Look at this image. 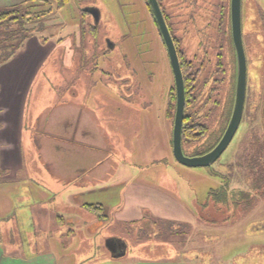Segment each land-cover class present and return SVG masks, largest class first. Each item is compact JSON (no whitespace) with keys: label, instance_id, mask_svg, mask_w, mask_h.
<instances>
[{"label":"rangeland","instance_id":"obj_1","mask_svg":"<svg viewBox=\"0 0 264 264\" xmlns=\"http://www.w3.org/2000/svg\"><path fill=\"white\" fill-rule=\"evenodd\" d=\"M31 2L0 0V12L17 7L22 14L38 5ZM159 2L198 73L183 126H205L207 133L182 150L202 156L227 124L234 99L229 0ZM49 6L39 4L50 14L25 26L22 47L38 42L42 54L20 98V135L0 150L2 162L13 165L0 171V264H264V190L253 189L259 174L250 167L254 137L264 141V0H242L248 73L241 125L217 162L196 169L172 154L174 115L168 119L166 111L174 78L146 0ZM87 8L98 12V22L81 13ZM75 109L82 130L101 141L99 150L86 151L93 170L85 197L72 202L63 191L62 144L54 150L44 133L62 130ZM50 156L59 163L50 166ZM222 176L229 178L225 192ZM218 190L223 194L212 200ZM108 240L118 243V255Z\"/></svg>","mask_w":264,"mask_h":264},{"label":"crops","instance_id":"obj_2","mask_svg":"<svg viewBox=\"0 0 264 264\" xmlns=\"http://www.w3.org/2000/svg\"><path fill=\"white\" fill-rule=\"evenodd\" d=\"M27 45L26 43L25 47L23 46L0 66V150H6L10 145H15L17 135H20L22 130L20 98L30 80V74L36 65L35 61L42 54L38 42L32 43L30 47ZM71 107L65 106L64 110L72 111ZM80 112V109H75L74 112L64 117L62 130H50V133H44L54 150L58 148L56 144H62L64 183L66 185L63 191L66 198L72 202L85 197L86 183L89 179L88 172L91 173L93 170V167L87 163L86 151L99 150L101 141L91 137L92 134H89L87 130H82L84 118L80 116ZM1 155L2 153H0V171L5 172L8 167H13V165L11 162H9L10 164L5 163L4 157L2 162ZM53 158L54 156H50V166L59 163V159L56 161ZM56 189V187H51L50 192ZM77 205L72 206L71 209L77 210ZM83 206L86 208L87 205L83 204ZM59 218L62 219L61 226L65 225V219L60 216L56 218V225L60 226ZM67 234L72 235V230L67 231ZM139 264L150 263L143 261Z\"/></svg>","mask_w":264,"mask_h":264},{"label":"water","instance_id":"obj_3","mask_svg":"<svg viewBox=\"0 0 264 264\" xmlns=\"http://www.w3.org/2000/svg\"><path fill=\"white\" fill-rule=\"evenodd\" d=\"M75 3H77V1H75ZM147 3L153 15L162 44L167 53L174 78L176 101L172 134L173 157L178 164L186 168L196 169L210 167L215 162H217L219 158L223 155V153L227 150L232 140L234 139L243 118L247 93L248 70L242 38V0H230L229 5L230 33L235 60L234 99L231 115L226 129L216 146L208 153L193 158L186 157L182 150V130L185 111V88L183 76L180 70L177 51L175 49L172 37L169 33L168 27L166 25L157 0H147ZM91 15L94 17V21L98 22V12H91ZM110 48H112V45H110ZM262 120L264 127V101L262 106ZM116 245L117 242L115 240L107 241V247L114 256L118 255Z\"/></svg>","mask_w":264,"mask_h":264},{"label":"trees","instance_id":"obj_4","mask_svg":"<svg viewBox=\"0 0 264 264\" xmlns=\"http://www.w3.org/2000/svg\"><path fill=\"white\" fill-rule=\"evenodd\" d=\"M30 1H32L31 3L35 2L38 5L27 6L28 10H26L25 12L22 11L23 12L22 14L20 13L21 10L18 9L17 7L0 12V52H3L2 54H0V66L6 63L19 49H21L23 43L29 38V34L27 33L28 29L25 28V26L28 23H31L33 19H39L40 17L43 18L48 14H50L51 12L50 8L44 10L41 7H39V4H42V6L50 7L49 6L50 1H53L56 5V9L60 10L68 3V0H36V1L30 0ZM162 14L166 22V25L168 27L169 33L172 37L175 49L177 51L180 70L183 76V82L185 88V103H186L185 105L187 107L189 100L192 99V94L194 93V85L195 82L197 81L198 73L197 71L193 72V68H191V64L186 61L183 54L179 51L178 42L172 35L171 27L169 26L163 11ZM223 23L224 22L222 21L221 26H223ZM11 27H15L16 29L12 30ZM229 43L230 45L232 44L231 37ZM175 101H176L175 93L174 90H172V92L168 97V102H167L166 117L168 119H171V117L174 115ZM232 105H231V110L229 112V118L232 111ZM227 124L225 125L224 129L222 130L219 138L214 143V145L210 149H208L204 154L208 153L216 146V144L221 139ZM206 133H207V128L205 126L196 125L190 128L188 127V125L185 124L182 130V146L191 145V144L196 145L200 143L203 140V138L206 136ZM254 138H255L254 143L256 144V150L251 155L250 167L255 170L257 169L259 175H256V179L253 180V189L258 193H262L261 189L264 190V141L261 142V140H259L257 136ZM223 177L225 176L221 177L222 192H225L226 189L229 187V183H228L229 178L226 177L223 178ZM218 194H223V193H221L220 190H218L216 193L212 191L210 192L209 197L213 200L212 197L217 196ZM222 201H224L223 203H226L227 202L226 197L223 198ZM218 203L220 202L219 201L215 202V204ZM86 209H88L91 212H94V210L96 209H98L100 213L102 211V207L100 206L96 208L93 206H86ZM61 220H62L61 218L58 219V223L60 226L62 225Z\"/></svg>","mask_w":264,"mask_h":264},{"label":"flooded vegetation","instance_id":"obj_5","mask_svg":"<svg viewBox=\"0 0 264 264\" xmlns=\"http://www.w3.org/2000/svg\"><path fill=\"white\" fill-rule=\"evenodd\" d=\"M157 2H158V5H159V7H160V10H161V5H160V2H159V0H157ZM146 5H147V7L149 8V11H150V13H151V10H150V7H149V5H148V3H147V0H146ZM229 5H230V0H229ZM81 11V13L82 14H84L85 16H92L91 15V12H94V11H96L95 9H89V8H87V9H84V10H80ZM161 12H162V10H161ZM151 15H152V13H151ZM222 17V16H221ZM152 19H153V21H154V18H153V15H152ZM154 23H155V21H154ZM156 25V24H155ZM156 28H157V26H156ZM229 28H230V10H229ZM158 30V29H157ZM158 34H159V32H158ZM160 36V35H159ZM161 39V38H160ZM185 110H186V105H185ZM184 118H185V112H184ZM117 250H118V243H117Z\"/></svg>","mask_w":264,"mask_h":264}]
</instances>
